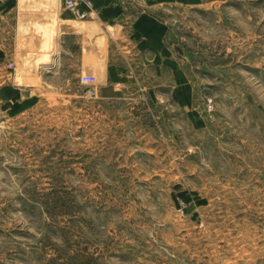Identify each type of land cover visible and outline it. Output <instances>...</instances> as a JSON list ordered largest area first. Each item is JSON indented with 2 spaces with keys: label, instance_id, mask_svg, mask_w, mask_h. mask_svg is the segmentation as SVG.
<instances>
[{
  "label": "rangeland",
  "instance_id": "rangeland-1",
  "mask_svg": "<svg viewBox=\"0 0 264 264\" xmlns=\"http://www.w3.org/2000/svg\"><path fill=\"white\" fill-rule=\"evenodd\" d=\"M5 1L0 264H264V0L163 7L167 62Z\"/></svg>",
  "mask_w": 264,
  "mask_h": 264
},
{
  "label": "crops",
  "instance_id": "crops-1",
  "mask_svg": "<svg viewBox=\"0 0 264 264\" xmlns=\"http://www.w3.org/2000/svg\"><path fill=\"white\" fill-rule=\"evenodd\" d=\"M51 1L52 4L56 3L54 14L53 11H35L30 7L27 9L26 6L23 7L22 13L27 15L28 19H31L30 16L35 13L39 16L42 13L46 16L54 15L61 30V47H67L61 49L60 56L63 52L73 58L76 57L71 49L72 44H76L79 47L78 56L81 61L85 48L90 49L95 39L102 37L103 55L107 62L110 61L111 45H119L122 40L135 48L137 55H141L146 60L149 58L145 56L150 55L156 58L160 56L164 62L168 61L167 49L163 44L168 32L167 23L159 20L154 14L163 7L172 5L175 0H92V10L84 21H77L65 11L62 8V0ZM42 4L48 7L54 6L47 2L37 5ZM26 5L30 6V4ZM9 14H14V7L9 2L5 1V4L0 2V16ZM112 68L109 63L105 66L106 71Z\"/></svg>",
  "mask_w": 264,
  "mask_h": 264
},
{
  "label": "built area",
  "instance_id": "built-area-1",
  "mask_svg": "<svg viewBox=\"0 0 264 264\" xmlns=\"http://www.w3.org/2000/svg\"><path fill=\"white\" fill-rule=\"evenodd\" d=\"M65 8L69 10L74 16L85 19L88 17L90 10L92 9V0H65ZM84 82H94V77L84 76L82 78Z\"/></svg>",
  "mask_w": 264,
  "mask_h": 264
}]
</instances>
